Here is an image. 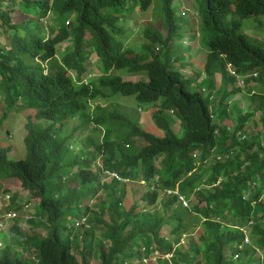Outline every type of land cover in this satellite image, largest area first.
<instances>
[{
  "label": "trees",
  "instance_id": "obj_1",
  "mask_svg": "<svg viewBox=\"0 0 264 264\" xmlns=\"http://www.w3.org/2000/svg\"><path fill=\"white\" fill-rule=\"evenodd\" d=\"M161 1L160 28L146 27L147 41L133 53L121 40L119 23L155 0H0L6 35L0 98L7 110L20 102L53 121L42 129L27 122L23 158L12 159L11 147L0 144V189L8 190L2 181L18 179L39 199L49 224L47 235L35 238V257L6 246L0 264H92L95 258L98 264H141L151 256L153 264H264V87L255 91L256 106L236 112L232 125L227 120L234 111L226 105L227 83L232 94L241 92L227 62L236 73L251 74L250 87L264 78V40L257 42L243 28L244 20L264 15V0H196L208 51L203 82L199 72L188 78L172 69L170 50L156 49L190 30L188 19L176 17L175 0ZM18 8L30 14L15 20ZM233 11L237 16L229 18ZM93 54L101 74L85 83ZM120 71L143 77L132 81ZM218 74L216 97L223 92L214 106L216 82L209 78ZM111 94L135 96L140 106L161 100L152 118L163 135L118 109L92 106ZM168 109L180 119L182 136L172 129ZM82 112L79 125L93 123L102 135L78 151L61 127ZM257 115L262 128L249 133L246 126L257 125Z\"/></svg>",
  "mask_w": 264,
  "mask_h": 264
},
{
  "label": "rangeland",
  "instance_id": "obj_2",
  "mask_svg": "<svg viewBox=\"0 0 264 264\" xmlns=\"http://www.w3.org/2000/svg\"><path fill=\"white\" fill-rule=\"evenodd\" d=\"M19 1L20 0H17V2ZM162 8L163 2L161 0H155V3L147 11L137 10L134 12L132 17H128L126 21H121L119 23L123 26L124 29L121 40L123 41L126 49L130 50L133 53L141 51L143 44L147 41L144 36V30L146 29V27H151L154 30H158L160 28L159 20ZM173 9L176 17L188 19V27L190 28V30L184 29V35H182L180 39L173 37L170 40L168 47H165L162 44L161 47L160 45H155V47L156 49L158 48V51L165 52L166 50H170L171 57L174 61V66L172 67V69L181 71L185 77L195 76L197 72H199V74L202 73L201 78H203L205 76V74H203V71H205L204 64L206 62L208 51L204 47V45L202 46L201 43V19L197 11L198 4L196 3V0H175L173 3ZM29 14L30 12L24 13L22 12V9L18 8V10L13 13L12 16L15 20L20 21L22 19H25ZM236 16L237 14L235 13V11H233L229 15V18ZM43 22L45 24V21ZM243 28L251 38L256 39L257 42H262V40H264V15L244 20ZM0 32V44H5L6 35L1 31V29ZM163 34L166 35V33ZM90 38V34H87V40H89ZM251 40L254 41L253 39ZM67 43L68 42H65L62 46H66ZM62 52L63 48L58 51V58H61ZM228 70L230 71L231 69ZM120 73L125 79H130L132 81H137L143 77L142 75L134 73L129 74L125 71H120ZM72 74L75 76L76 72L72 71ZM100 74L101 70L98 62V57L93 54L90 58V61L88 62V70L84 74V80H86L87 78L90 79L91 77L98 76ZM247 77H251V74L247 75L237 73V82L234 86L240 88L241 92H238L236 94L231 93L232 85L230 83H227L226 89L228 91V104L226 103V105L230 110L234 111L230 116L231 118H229L230 120L227 118V122L231 125L237 121L238 115L236 114V112L240 114L241 112H244V110L250 105L256 106L258 98L256 97L257 93H255V91H258L264 87L261 82L264 80L263 77L260 76V80L258 82L254 81L252 87L249 86L250 82L246 81ZM209 79L213 81L215 79L216 83L213 90H218L222 83V75L218 74ZM238 79H240L241 81H246V87H240V82ZM191 88H198V86L196 85V83H193ZM251 88L254 89V91ZM208 91H205L204 94L206 95ZM220 92L221 93H217V97H215L214 99V106L218 104L217 102L219 100H221L223 91ZM3 98H0V144L3 146L11 147L9 156L12 159H20L23 158L26 153L24 139L27 135V122L31 121L36 129H42L52 124L53 121L49 119H40L39 117H37L35 110L23 108L20 105V102L18 106L7 110L6 107H4ZM160 103L161 100L154 104L140 106L138 105L135 96L111 94V96L107 98H99L96 102H93L92 106L94 107L96 104H99L102 106L118 109L120 112L130 115L134 119V121L142 128L162 136L163 131L155 125L152 118L153 112L160 108ZM217 107L218 106H216L215 108ZM237 108H239L240 110H238ZM4 113H6V117L4 116ZM166 113L174 118L171 120L172 129L180 136H182L184 134V131L182 130L180 119L175 116L173 112L169 111V109L166 111ZM84 116L85 112H82L81 115L79 114L78 116L71 117L62 121L61 135H71L72 146L78 151L83 149L84 141L91 138L97 139L102 135V131L98 128H95L93 123L85 122L84 124L79 125ZM216 118V122H219V115H217ZM255 119L256 121L259 120L257 125H255L251 121L246 126L249 133H257V131L262 128V123L260 122L259 115H257ZM102 182H105L103 178ZM1 184L6 189L8 188V190L4 191V189H0V222H2L4 225V228L0 229V249L8 246L12 248L14 254L22 255L24 258L31 259L37 255L35 250V238L47 235L49 226L44 217V213L42 214L39 210V199L32 193H29L28 191L22 189V186L20 185L21 183L18 179L4 180L1 182ZM142 185L144 186L142 191H147V184ZM160 196L164 198V192H161ZM193 200L195 199L191 198L192 203ZM184 203H187V201H185ZM6 204H10L11 209L15 205L19 206L18 210L12 211L13 213L15 212L17 214V217L8 218L10 209L6 207ZM74 220L75 218L72 217L70 219V223H68L71 225L74 223ZM248 238L250 240L249 236ZM153 259V256L145 257L144 263L142 262L141 264H153ZM135 263L140 264L138 260ZM92 264H98L96 258L93 259Z\"/></svg>",
  "mask_w": 264,
  "mask_h": 264
},
{
  "label": "clouds",
  "instance_id": "obj_3",
  "mask_svg": "<svg viewBox=\"0 0 264 264\" xmlns=\"http://www.w3.org/2000/svg\"><path fill=\"white\" fill-rule=\"evenodd\" d=\"M234 10H235V8H233ZM198 11V10H197ZM236 13V12H235ZM201 19V18H200ZM228 64H232L231 62H227V65ZM203 74H205V76L203 77V78H201V75H202V73L200 74V77H199V79L198 80H200V82H203L204 80H206V78H207V76H206V73H205V71H203ZM74 76V75H73ZM230 76H232L231 74H230ZM253 76H257V73H254L253 74ZM74 77H76V75L74 76ZM187 77H193V76H187ZM88 81V78L86 79V80H84V76H83V82H87ZM203 90L204 91H206L204 88H203ZM214 93H215V91H214ZM214 95V94H213ZM215 97H216V94L214 95V96H212V99L214 100L215 99ZM120 179V178H119ZM248 238V237H247ZM249 239V238H248ZM245 242H246V240H245ZM249 242H250V240H249ZM247 243V242H246Z\"/></svg>",
  "mask_w": 264,
  "mask_h": 264
},
{
  "label": "built area",
  "instance_id": "obj_4",
  "mask_svg": "<svg viewBox=\"0 0 264 264\" xmlns=\"http://www.w3.org/2000/svg\"><path fill=\"white\" fill-rule=\"evenodd\" d=\"M229 65H230V64H229ZM110 175L119 178L118 174H116V173H110ZM168 193H172V191H168ZM180 196H181V195H180ZM180 198L183 199V196H181ZM15 216H16V215H15L12 211H10L9 214H8V218H14ZM3 228H4V225H3L2 222H0V229H3ZM246 242L249 243V239H248V238L246 239Z\"/></svg>",
  "mask_w": 264,
  "mask_h": 264
},
{
  "label": "bare ground",
  "instance_id": "obj_5",
  "mask_svg": "<svg viewBox=\"0 0 264 264\" xmlns=\"http://www.w3.org/2000/svg\"><path fill=\"white\" fill-rule=\"evenodd\" d=\"M186 9V8H185ZM233 67H231L230 65H228V69H231L230 71H229V73L231 74V75H233L235 78H236V76H237V73L232 69ZM259 73V72H258ZM239 80V82H240V87H246V81H244V80H240V79H238ZM236 82H237V79H236ZM250 86V85H249ZM257 86V85H256ZM261 87V86H260ZM250 88V87H249ZM225 94V93H224ZM261 98V97H260ZM185 205H187V203H185Z\"/></svg>",
  "mask_w": 264,
  "mask_h": 264
}]
</instances>
